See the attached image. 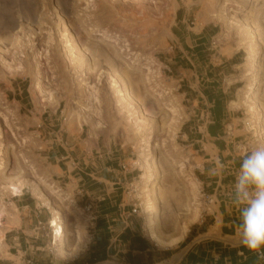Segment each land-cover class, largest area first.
<instances>
[{"label": "rangeland", "instance_id": "1", "mask_svg": "<svg viewBox=\"0 0 264 264\" xmlns=\"http://www.w3.org/2000/svg\"><path fill=\"white\" fill-rule=\"evenodd\" d=\"M259 143L264 0H0V262H140L154 242L147 201L160 233L176 234L212 192L213 168L198 164H226L229 193L239 155ZM27 198L42 225L13 209ZM60 239L81 251L64 258Z\"/></svg>", "mask_w": 264, "mask_h": 264}, {"label": "crops", "instance_id": "2", "mask_svg": "<svg viewBox=\"0 0 264 264\" xmlns=\"http://www.w3.org/2000/svg\"><path fill=\"white\" fill-rule=\"evenodd\" d=\"M221 165L223 166L222 175L219 176L209 175L203 177L205 181L204 182L202 181V183L203 184L210 183V185L213 184V188L211 193L203 196L204 199L203 201H204V205L206 206V209L205 211H203L200 220L190 225L188 232L176 244L171 246L172 248L170 247L171 250L160 249L159 247L161 246H158L156 243L155 245L154 242H150L149 240L148 241L146 240L147 241L146 247L144 251L141 252L144 258H141L140 262L134 264H256L255 258L251 256L245 249H243L237 242V237L235 235L236 232L232 231L234 229L237 230V227H234L233 229V227L230 226L229 224V222L234 221L232 219L234 215H229V206H228L230 203L228 200L229 193H227L225 188L226 187L225 169L227 168V165L198 164L197 171L200 173V175H205V170H204L205 168H207L208 171L210 169L212 170L213 168V171H209V172L214 173ZM121 183L122 182L119 181V183H114V184H121ZM66 184L73 185L74 183H72V181L69 180ZM163 200H165V198L159 197V201L161 203L163 202ZM165 201L168 202L169 199L166 198ZM19 202H21L20 205L13 204V209L17 211H19L20 209H25L29 217L32 219L30 221L31 224L34 222L37 225H42V222L39 219L42 215V212L39 210L40 204L33 202V200L31 201L28 198L25 200H19ZM168 211L169 209H167V215L170 214ZM131 212L128 215L129 217L134 216ZM10 215L11 218L9 219V222L11 226L13 225L12 229L15 230L21 227L22 226L21 217L14 214L13 212H10ZM159 216H161L160 209H159ZM237 222L238 220H235L234 223ZM157 230L159 232H164V229L162 227L161 229H158L157 226ZM180 234H182V227L176 234L174 233L172 237L174 238L179 237ZM233 238L236 239L234 242L232 241ZM187 239L189 243L185 248V250L181 252L175 251L176 248H174V246L175 247L179 246ZM19 240L20 239L18 236H13L10 238V242H11L10 246L9 245L7 246L11 249L20 247L21 250H23L25 248L23 246L24 244L23 243L21 244ZM128 245L130 246L129 242ZM130 249L131 248H129V250ZM9 256H15V255L9 252ZM123 261L125 262L124 264H132L130 263V260L127 259V256L123 258ZM28 263L30 264V262ZM0 264H20V263L11 260L9 258H4V260H1ZM47 264H56V262H54L51 259L47 262ZM73 264H90V263L84 260V258L77 257L76 260H74Z\"/></svg>", "mask_w": 264, "mask_h": 264}, {"label": "clouds", "instance_id": "3", "mask_svg": "<svg viewBox=\"0 0 264 264\" xmlns=\"http://www.w3.org/2000/svg\"><path fill=\"white\" fill-rule=\"evenodd\" d=\"M222 174L221 165L214 175ZM228 200L238 214L237 242L256 264H264V143L239 155Z\"/></svg>", "mask_w": 264, "mask_h": 264}, {"label": "bare ground", "instance_id": "4", "mask_svg": "<svg viewBox=\"0 0 264 264\" xmlns=\"http://www.w3.org/2000/svg\"><path fill=\"white\" fill-rule=\"evenodd\" d=\"M60 2H62V1H60ZM126 75H127L126 76L127 79H129L131 81V79H130L131 77L129 76V74L126 73ZM150 144H151L150 138L144 140V144L143 145H146V147H147ZM153 190H154L153 183H151L149 191L153 192ZM144 212L146 214L148 235L150 236V238L154 242L157 243V245L161 246L162 248L163 247L164 248H169V247L173 246L174 244H176L188 232V229H189L188 225L190 223L195 222L200 217V213H198V211L195 212L192 215V217L190 218V223L186 224L185 226H183L182 234H180L179 237L174 238L170 234L160 233V232L157 231L156 219L159 216V207H158V205L153 203L151 200H148ZM81 248H82L81 244H78L73 251L68 252L65 249V247H64V241L62 239H60V242L58 243V246H57V251L64 258H72V257H75L79 253Z\"/></svg>", "mask_w": 264, "mask_h": 264}, {"label": "built area", "instance_id": "5", "mask_svg": "<svg viewBox=\"0 0 264 264\" xmlns=\"http://www.w3.org/2000/svg\"><path fill=\"white\" fill-rule=\"evenodd\" d=\"M84 213L87 214V216H89L90 218V222H92V225H93V222L96 221V217L94 216V205L91 204V203H88L84 209H83ZM141 211V205L139 204H135L133 206V210H132V214H139V212Z\"/></svg>", "mask_w": 264, "mask_h": 264}]
</instances>
